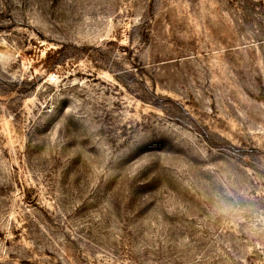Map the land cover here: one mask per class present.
Here are the masks:
<instances>
[{"label": "rangeland", "instance_id": "374dc122", "mask_svg": "<svg viewBox=\"0 0 264 264\" xmlns=\"http://www.w3.org/2000/svg\"><path fill=\"white\" fill-rule=\"evenodd\" d=\"M0 264H264V0H0Z\"/></svg>", "mask_w": 264, "mask_h": 264}]
</instances>
